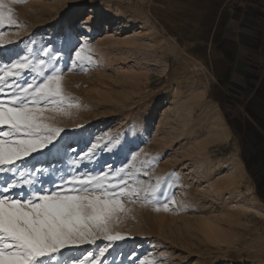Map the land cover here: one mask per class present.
I'll return each mask as SVG.
<instances>
[{"label": "rangeland", "instance_id": "obj_1", "mask_svg": "<svg viewBox=\"0 0 264 264\" xmlns=\"http://www.w3.org/2000/svg\"><path fill=\"white\" fill-rule=\"evenodd\" d=\"M233 5L234 0H24L13 5L21 27L2 29L16 43L0 48V66L25 55V45L51 44L64 54L65 91L81 105L69 109L70 116L56 117L66 129L60 152L53 149L56 166L74 167L80 151L112 140L81 170L118 169L136 154L132 171L139 169V181L155 185L157 178L167 180L173 173L168 190L176 205L169 211L124 199L130 211L114 231L131 238L114 242L107 264H139L161 254L167 257L163 264H264L260 142L241 132L239 123L230 124L234 105L217 95L220 72L212 58L214 49L233 44L226 37L235 23L229 18ZM85 42L98 66L68 71L69 56ZM197 73L207 79L209 103L203 108L192 106L189 97L190 78L197 79ZM154 101L160 105L153 108ZM62 145L69 149L67 156ZM158 153L162 158L144 176L142 162ZM107 243L69 246L58 259L71 264Z\"/></svg>", "mask_w": 264, "mask_h": 264}, {"label": "snow or ice", "instance_id": "obj_2", "mask_svg": "<svg viewBox=\"0 0 264 264\" xmlns=\"http://www.w3.org/2000/svg\"><path fill=\"white\" fill-rule=\"evenodd\" d=\"M23 2L0 0V48L16 43L6 39L2 29L21 27L13 5ZM25 49V55L0 66V264H61L62 250L96 245L98 240L108 243L71 264H107L106 254L114 242L131 238L114 231L130 211L124 199L169 211L176 205L168 190L173 187V173L166 174L167 180L157 178L155 185L139 181V169L132 171L136 154L118 169L82 171L112 140L103 145L94 142L86 152L80 151L74 167H57L53 149L60 152L57 145L66 129L55 123L56 117L70 116L69 109L81 105L65 91L63 51L46 42L39 49L29 45ZM92 66L98 65L85 42L69 56L67 70L86 72ZM61 147L67 156L69 149ZM161 158L158 153L143 161V175L148 176L147 169ZM162 182L167 184L164 189ZM166 259L161 254L139 264H163Z\"/></svg>", "mask_w": 264, "mask_h": 264}, {"label": "crops", "instance_id": "obj_3", "mask_svg": "<svg viewBox=\"0 0 264 264\" xmlns=\"http://www.w3.org/2000/svg\"><path fill=\"white\" fill-rule=\"evenodd\" d=\"M229 16L235 23L226 37L233 44L228 47L222 44L217 50L213 48L215 55L212 58L218 63L220 72L217 74V95L220 101L227 97L234 105L232 115H228L230 124L232 121L239 123L241 132L250 133L252 139L259 140L264 164V0H234ZM227 61L229 78L224 89L222 79L227 71ZM251 75L256 80L249 95L231 92L244 86L242 80Z\"/></svg>", "mask_w": 264, "mask_h": 264}, {"label": "bare ground", "instance_id": "obj_4", "mask_svg": "<svg viewBox=\"0 0 264 264\" xmlns=\"http://www.w3.org/2000/svg\"><path fill=\"white\" fill-rule=\"evenodd\" d=\"M83 10L82 9H80V12H82ZM193 27V26H192ZM72 40L74 41V40H76V37L75 36H73L72 37ZM195 67L198 69V67L195 65ZM216 67V66H215ZM203 70H204V68H202ZM193 70V69H192ZM193 72V71H192ZM195 72V71H194ZM193 72V73H194ZM198 72V71H197ZM203 73H204V75H205V77L207 78V71L205 70V71H202ZM202 72H199L201 75L203 74ZM199 73H197V79H194V77H191L190 78V85H189V93H190V100H192L193 102H192V106H194V105H196V106H200V108H203V107H206L205 105H207V104H205V103H209V102H207V100H206V95H205V91L206 90H204V87L207 85L206 83H207V79L206 80H204L203 79V77L199 74ZM195 74V73H194ZM189 82V81H188ZM207 88V87H206ZM203 90H204V92H203ZM213 92H210V101L214 98V94H212ZM207 94H209V93H207ZM154 106H153V108H155V107H157V106H159L160 105V102L159 101H154ZM212 104V103H211ZM210 106V105H209ZM213 106V105H212ZM211 107V106H210ZM188 108H190V105H189V107ZM214 108V107H213ZM186 111H187V108H186ZM191 114V113H190ZM215 115H216V113H215ZM215 119V118H214ZM226 124V123H225ZM228 125V124H227ZM220 126V125H219ZM225 127H227V126H225ZM227 132V131H226ZM158 222V221H157Z\"/></svg>", "mask_w": 264, "mask_h": 264}, {"label": "trees", "instance_id": "obj_5", "mask_svg": "<svg viewBox=\"0 0 264 264\" xmlns=\"http://www.w3.org/2000/svg\"><path fill=\"white\" fill-rule=\"evenodd\" d=\"M255 80L256 79H254L253 76L251 75L247 79L242 80V82H244L245 84L244 86H240L237 89H232V91L231 90L230 91L233 94H238V95L240 94L242 96L249 95L255 87Z\"/></svg>", "mask_w": 264, "mask_h": 264}]
</instances>
